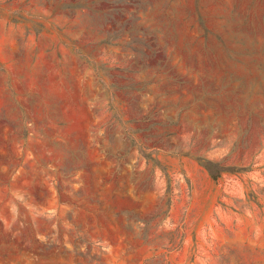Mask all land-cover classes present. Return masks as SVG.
I'll return each instance as SVG.
<instances>
[{
    "label": "rangeland",
    "instance_id": "obj_1",
    "mask_svg": "<svg viewBox=\"0 0 264 264\" xmlns=\"http://www.w3.org/2000/svg\"><path fill=\"white\" fill-rule=\"evenodd\" d=\"M0 264H264V0H0Z\"/></svg>",
    "mask_w": 264,
    "mask_h": 264
}]
</instances>
